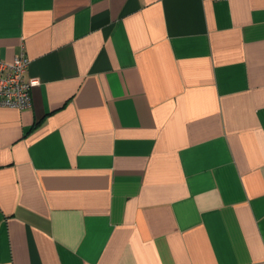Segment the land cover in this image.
<instances>
[{"label": "crops", "instance_id": "crops-1", "mask_svg": "<svg viewBox=\"0 0 264 264\" xmlns=\"http://www.w3.org/2000/svg\"><path fill=\"white\" fill-rule=\"evenodd\" d=\"M22 46L0 264H264V0H0Z\"/></svg>", "mask_w": 264, "mask_h": 264}, {"label": "built area", "instance_id": "built-area-1", "mask_svg": "<svg viewBox=\"0 0 264 264\" xmlns=\"http://www.w3.org/2000/svg\"><path fill=\"white\" fill-rule=\"evenodd\" d=\"M29 64L23 46L10 62L0 57V107L23 110L31 105V90L38 80L27 75Z\"/></svg>", "mask_w": 264, "mask_h": 264}]
</instances>
